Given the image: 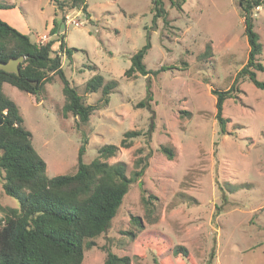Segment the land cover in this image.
<instances>
[{
	"label": "rangeland",
	"instance_id": "rangeland-1",
	"mask_svg": "<svg viewBox=\"0 0 264 264\" xmlns=\"http://www.w3.org/2000/svg\"><path fill=\"white\" fill-rule=\"evenodd\" d=\"M0 1L13 4L0 10V19L31 40L43 35L53 18L52 0ZM150 2L86 0L88 15L68 8L57 12L58 17L67 15L58 35L75 48L71 61L62 56L70 85L92 104L101 92H84L88 78L99 73L105 81H118L109 103L94 111L80 130L76 117L62 114L58 76L40 94L7 83L3 92L18 105L49 177L76 170L84 137L82 158L88 163L100 146L118 145L125 131L143 133L107 161L125 162L131 176L135 150L150 151L139 180L156 196L153 212H145L135 180L107 230L85 249L81 264H103L107 250L129 256L130 264H264V89L248 79L236 83L235 97L223 103L222 115L228 120L224 134L219 133L216 99L210 92L228 89L247 59L238 0H183L180 10L163 0L167 24L162 18L152 22ZM252 20L264 65V4L252 10ZM147 35L151 47L144 57L146 67L166 69L148 77L124 76L130 56ZM52 49L58 50V42ZM256 77L264 81V71H256ZM147 82L153 118L147 108H135L146 96ZM160 145L174 150L172 159L158 150ZM2 176L0 171V205L16 207L17 201L2 190ZM133 215L143 227L131 223ZM176 246L184 247L186 256L174 254Z\"/></svg>",
	"mask_w": 264,
	"mask_h": 264
},
{
	"label": "trees",
	"instance_id": "trees-1",
	"mask_svg": "<svg viewBox=\"0 0 264 264\" xmlns=\"http://www.w3.org/2000/svg\"><path fill=\"white\" fill-rule=\"evenodd\" d=\"M54 13L50 37L44 42H35L28 34L22 33L0 19V60L24 55L19 65L20 72L0 70V171L3 172L1 187L5 194L17 201V206L0 205V264H81L85 249L96 245L94 239L107 230L122 199L135 180L143 175L150 151L143 154V148L135 150V170L131 176L126 174L123 161L109 163L120 148L131 146L132 139L143 134L140 130H127L118 145L105 144L97 149V156L90 162L83 161L86 137L82 139L77 153L76 170L70 174L49 177L46 163L32 145V134L25 127L18 105L3 92L4 83L10 84L22 92L40 94L44 85L54 76L63 84V116L77 118L76 126L88 122L90 115L109 103V95L118 81L95 73L85 81L84 92L93 93L100 90L101 98L96 103H87L85 95L77 92L70 85L62 69V56L72 60L75 48H69L63 36H59L64 26L65 14L58 17L57 12L65 8L78 9L86 15V0H52ZM179 10L183 0H170ZM264 4V0H238L239 15L243 18L244 35L249 47L245 64L236 73L233 83L226 89H211L215 96V118L219 133L226 132L227 119L222 115L223 103L235 97L236 83L248 79L257 88L264 89V81L256 77V71H264L259 61L262 43L254 30L252 10ZM13 4L0 3V8H11ZM152 22L162 18L167 24V11L163 0H151ZM58 42V50L52 45ZM101 44V41L99 40ZM150 38L130 56V66L124 76L156 75L165 66L148 69L144 57L150 49ZM209 48V45H207ZM92 67V66H90ZM153 95L147 82L146 96L135 104V108L152 109ZM145 134L150 137L153 123ZM158 150L168 159H172L174 150L170 146L160 145ZM141 186V201L145 212H153V200L156 196ZM216 215V212H215ZM131 223L143 227L138 216H131ZM132 233V232H130ZM186 256L182 246H176L174 254ZM103 264H130V257L120 256L110 250L106 251Z\"/></svg>",
	"mask_w": 264,
	"mask_h": 264
},
{
	"label": "water",
	"instance_id": "water-1",
	"mask_svg": "<svg viewBox=\"0 0 264 264\" xmlns=\"http://www.w3.org/2000/svg\"><path fill=\"white\" fill-rule=\"evenodd\" d=\"M24 59V55H19L16 57H11L7 61L0 60V70L5 72H13L18 75L20 72L19 65L24 61Z\"/></svg>",
	"mask_w": 264,
	"mask_h": 264
},
{
	"label": "crops",
	"instance_id": "crops-1",
	"mask_svg": "<svg viewBox=\"0 0 264 264\" xmlns=\"http://www.w3.org/2000/svg\"><path fill=\"white\" fill-rule=\"evenodd\" d=\"M0 3H4V2H2V1H0ZM6 3V2H5ZM10 4H12V3H10ZM11 8H13V7H11ZM2 9H10V8H0V10H2ZM51 26H52V18L50 19V24L48 25V29L46 30V32L43 34V36H45V37H48V36H50L49 35V29L51 28ZM22 32H24V31H22ZM27 34V33H26ZM33 41H35V42H38L39 40H38V36H35V40H33ZM57 42H55V44H56ZM4 84H6V83H4ZM3 84V85H4ZM2 89H3V86H2Z\"/></svg>",
	"mask_w": 264,
	"mask_h": 264
},
{
	"label": "built area",
	"instance_id": "built-area-1",
	"mask_svg": "<svg viewBox=\"0 0 264 264\" xmlns=\"http://www.w3.org/2000/svg\"><path fill=\"white\" fill-rule=\"evenodd\" d=\"M67 17V15L65 16V18ZM66 20V19H65ZM48 37H50V36H48ZM48 37H45V36H43V35H41L40 37L38 36V43H40V42H44V41H46V40H48Z\"/></svg>",
	"mask_w": 264,
	"mask_h": 264
}]
</instances>
